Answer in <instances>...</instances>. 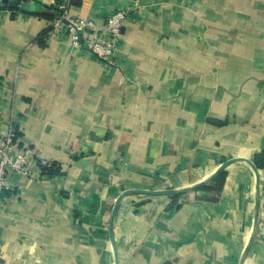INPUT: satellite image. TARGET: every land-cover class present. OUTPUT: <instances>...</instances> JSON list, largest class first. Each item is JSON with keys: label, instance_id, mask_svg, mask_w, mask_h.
<instances>
[{"label": "crops", "instance_id": "crops-1", "mask_svg": "<svg viewBox=\"0 0 264 264\" xmlns=\"http://www.w3.org/2000/svg\"><path fill=\"white\" fill-rule=\"evenodd\" d=\"M41 1L57 10L0 9V133L33 153L25 174H8L0 264H115L122 192L182 189L235 158L260 188L243 264H264V0ZM122 8L135 13L113 64L73 48L66 19L54 25L65 11L101 28ZM51 162L60 174H42ZM224 172L217 192L124 197L118 264H239L254 175L242 162Z\"/></svg>", "mask_w": 264, "mask_h": 264}, {"label": "built area", "instance_id": "built-area-1", "mask_svg": "<svg viewBox=\"0 0 264 264\" xmlns=\"http://www.w3.org/2000/svg\"><path fill=\"white\" fill-rule=\"evenodd\" d=\"M134 13L133 8L117 9L98 28L92 21L68 17L63 11L54 25L61 26L62 20L66 19L65 32L73 48L86 51L103 63L113 64L114 53L121 43L122 25ZM32 160L31 149L18 147L14 131L0 133V209L10 189L9 172L25 174Z\"/></svg>", "mask_w": 264, "mask_h": 264}, {"label": "water", "instance_id": "water-1", "mask_svg": "<svg viewBox=\"0 0 264 264\" xmlns=\"http://www.w3.org/2000/svg\"><path fill=\"white\" fill-rule=\"evenodd\" d=\"M54 9L57 10V8H54L51 4L43 3L41 0H0V9H6V10H14L19 11L21 13L29 14V15H38L41 11V9ZM242 162L247 164L253 175H254V217H253V223H252V229L251 234L248 239V243L246 244L244 251L240 257L239 264H243L250 246L255 238L258 223H259V177H258V171L255 168V166L252 164L251 161L246 159H229L225 162H223L209 177L206 179L200 181L199 183H196L194 185L182 188V189H169V190H162V191H146V190H127L122 192L115 200L111 213H110V219H109V238L112 243L113 247V253H114V261L115 264H118L117 260V253L116 248L113 241V224L116 212L118 210V207L120 205V202L122 199L128 195L132 194H139V195H146V196H180L187 193L195 192L200 190L201 188L208 186L210 183H212L221 173L224 171L228 166L231 164ZM85 164L83 161H78L75 165L76 167H82Z\"/></svg>", "mask_w": 264, "mask_h": 264}, {"label": "trees", "instance_id": "trees-1", "mask_svg": "<svg viewBox=\"0 0 264 264\" xmlns=\"http://www.w3.org/2000/svg\"><path fill=\"white\" fill-rule=\"evenodd\" d=\"M42 18L47 19L49 21L51 20L54 21L56 19V18L54 19L52 16H47V15H43ZM48 32H49L48 30H45L42 33H40L38 35L37 41L41 43L46 38ZM254 164L258 169L264 168V152H262L261 154L257 155L254 158ZM40 168L42 174L47 176L58 175L60 174V170H61L60 165L54 162L41 165ZM224 178H225V172L223 171L210 186H205L201 188L200 191L205 193H209L212 191L217 192L220 189V186L222 185ZM171 198L175 201V199H177L178 196H172Z\"/></svg>", "mask_w": 264, "mask_h": 264}]
</instances>
